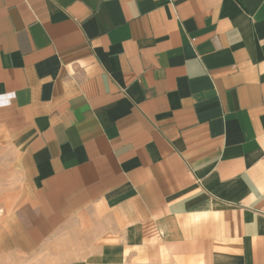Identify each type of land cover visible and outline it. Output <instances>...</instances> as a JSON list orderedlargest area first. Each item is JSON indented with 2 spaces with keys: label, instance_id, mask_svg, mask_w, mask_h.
Segmentation results:
<instances>
[{
  "label": "crops",
  "instance_id": "0c3cea01",
  "mask_svg": "<svg viewBox=\"0 0 264 264\" xmlns=\"http://www.w3.org/2000/svg\"><path fill=\"white\" fill-rule=\"evenodd\" d=\"M0 255L264 264V0H0Z\"/></svg>",
  "mask_w": 264,
  "mask_h": 264
},
{
  "label": "rangeland",
  "instance_id": "374dc122",
  "mask_svg": "<svg viewBox=\"0 0 264 264\" xmlns=\"http://www.w3.org/2000/svg\"><path fill=\"white\" fill-rule=\"evenodd\" d=\"M17 187V178L10 166V160L0 147V214L8 194ZM53 256L48 253H38L32 256L0 255V264H56Z\"/></svg>",
  "mask_w": 264,
  "mask_h": 264
}]
</instances>
